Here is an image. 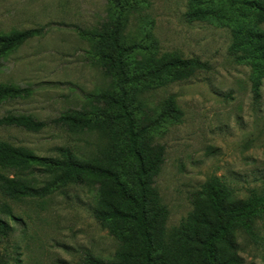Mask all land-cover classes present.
<instances>
[{"label":"rangeland","instance_id":"1","mask_svg":"<svg viewBox=\"0 0 264 264\" xmlns=\"http://www.w3.org/2000/svg\"><path fill=\"white\" fill-rule=\"evenodd\" d=\"M140 1L138 14L128 17L123 30L126 45L157 58H197L209 66L146 96L148 107L156 110L171 97L179 115L157 124L152 134V143L164 149L154 186L168 212L166 228L172 229L192 211L193 202L203 198L202 188L212 180L227 190L228 201L264 193V78L255 100L252 66L237 62L231 50L237 29L262 34L264 24L255 25L253 15L241 19L243 5H237L236 12L223 0L218 14L206 21L187 18L190 7L206 8L217 0H205L206 5L202 0ZM106 18V0H0V34L42 29V36L2 62L0 83L30 93L4 102L0 118L7 113L28 115L47 124L39 132L0 127V142L40 158L57 157L58 149L83 157L93 152L99 143L95 133L74 134L52 121L98 106L95 98L108 82L91 65L88 38ZM4 204L15 220L1 214L13 233L7 242L0 238V256L7 255L11 264L110 261L118 248L95 221V192L87 186H67L42 201L14 202L0 195V210ZM254 230L255 239L238 231L230 235L240 264H264V223L256 222Z\"/></svg>","mask_w":264,"mask_h":264},{"label":"trees","instance_id":"2","mask_svg":"<svg viewBox=\"0 0 264 264\" xmlns=\"http://www.w3.org/2000/svg\"><path fill=\"white\" fill-rule=\"evenodd\" d=\"M223 1L236 12L237 5H243L241 19L253 15L255 25L264 24V3ZM106 2L107 20L89 34L88 56L108 82L107 88L95 98L96 108L74 111L52 121L74 134L93 132L99 143L86 157L58 149L57 157L40 158L23 147L0 142V195L14 202L42 201L67 186L94 190L93 217L118 248L110 261L88 258L82 264H240L232 253L230 235L238 231L255 239L256 222L264 223V193L244 201H228L227 190L212 180L204 185L203 198L193 202L188 216L177 227L167 229L168 212L154 186L164 149L152 143V134L157 124L177 120L179 115L171 97L159 111L148 107L146 96L164 83L188 79L209 66L197 58H157L140 47L126 45L123 30L128 17L138 14L141 1ZM222 7L220 0L206 8L192 5L187 18L211 20ZM40 36L42 29L0 34V69L13 50ZM231 50L237 62L251 64V89L258 100L264 78V33L237 29ZM29 93V89L0 83V106ZM46 126L28 115L7 113L0 118L4 128L39 132ZM1 214L15 219L8 205H2L0 238L7 242L13 229ZM11 263L7 255L0 256V264Z\"/></svg>","mask_w":264,"mask_h":264}]
</instances>
